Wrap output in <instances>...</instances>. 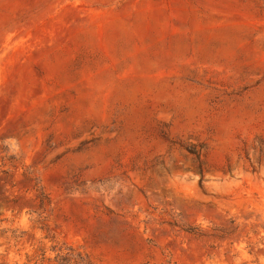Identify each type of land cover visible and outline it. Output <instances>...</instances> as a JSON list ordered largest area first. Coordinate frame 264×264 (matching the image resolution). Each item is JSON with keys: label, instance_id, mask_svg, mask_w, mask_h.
Masks as SVG:
<instances>
[{"label": "rangeland", "instance_id": "obj_1", "mask_svg": "<svg viewBox=\"0 0 264 264\" xmlns=\"http://www.w3.org/2000/svg\"><path fill=\"white\" fill-rule=\"evenodd\" d=\"M264 264V0H0V264Z\"/></svg>", "mask_w": 264, "mask_h": 264}, {"label": "trees", "instance_id": "obj_2", "mask_svg": "<svg viewBox=\"0 0 264 264\" xmlns=\"http://www.w3.org/2000/svg\"><path fill=\"white\" fill-rule=\"evenodd\" d=\"M77 256L80 259V263L79 264H83L84 261H83L81 255L78 254ZM60 264H75V263H73L72 259L69 257V258H65V259L63 258L62 259V263H60ZM87 264H90V263H87Z\"/></svg>", "mask_w": 264, "mask_h": 264}]
</instances>
